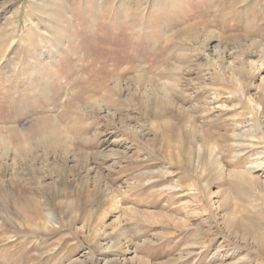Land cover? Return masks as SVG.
<instances>
[{"label": "rangeland", "instance_id": "obj_1", "mask_svg": "<svg viewBox=\"0 0 264 264\" xmlns=\"http://www.w3.org/2000/svg\"><path fill=\"white\" fill-rule=\"evenodd\" d=\"M0 264H264V0H0Z\"/></svg>", "mask_w": 264, "mask_h": 264}]
</instances>
